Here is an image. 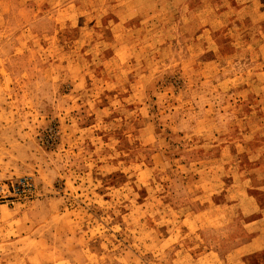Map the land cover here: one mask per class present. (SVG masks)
<instances>
[{"label": "rangeland", "instance_id": "obj_1", "mask_svg": "<svg viewBox=\"0 0 264 264\" xmlns=\"http://www.w3.org/2000/svg\"><path fill=\"white\" fill-rule=\"evenodd\" d=\"M20 177L0 264H264V0H0Z\"/></svg>", "mask_w": 264, "mask_h": 264}, {"label": "built area", "instance_id": "obj_2", "mask_svg": "<svg viewBox=\"0 0 264 264\" xmlns=\"http://www.w3.org/2000/svg\"><path fill=\"white\" fill-rule=\"evenodd\" d=\"M35 190L30 177H20L15 180H0V203H12L14 197L32 195Z\"/></svg>", "mask_w": 264, "mask_h": 264}, {"label": "crops", "instance_id": "obj_3", "mask_svg": "<svg viewBox=\"0 0 264 264\" xmlns=\"http://www.w3.org/2000/svg\"><path fill=\"white\" fill-rule=\"evenodd\" d=\"M252 223H254V222H250L249 224H252ZM256 235L248 242L247 245L244 246V248H252L254 246L255 242L261 238L262 233L256 234ZM262 237H264V236H262ZM249 246H251V247H249ZM250 251L253 252L254 250H250Z\"/></svg>", "mask_w": 264, "mask_h": 264}]
</instances>
